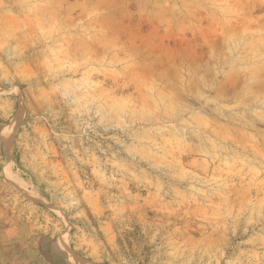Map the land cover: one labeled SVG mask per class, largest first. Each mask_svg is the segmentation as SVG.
Returning a JSON list of instances; mask_svg holds the SVG:
<instances>
[{
	"label": "rangeland",
	"instance_id": "obj_1",
	"mask_svg": "<svg viewBox=\"0 0 264 264\" xmlns=\"http://www.w3.org/2000/svg\"><path fill=\"white\" fill-rule=\"evenodd\" d=\"M264 264V0H0V264Z\"/></svg>",
	"mask_w": 264,
	"mask_h": 264
},
{
	"label": "bare ground",
	"instance_id": "obj_2",
	"mask_svg": "<svg viewBox=\"0 0 264 264\" xmlns=\"http://www.w3.org/2000/svg\"><path fill=\"white\" fill-rule=\"evenodd\" d=\"M58 253L63 254L64 258L67 262V264H91L85 260H81L79 258L73 257L72 255L66 254L65 252H62L61 250H57Z\"/></svg>",
	"mask_w": 264,
	"mask_h": 264
}]
</instances>
